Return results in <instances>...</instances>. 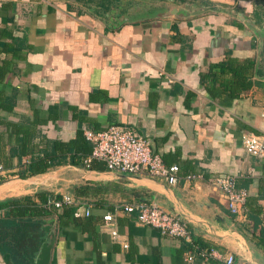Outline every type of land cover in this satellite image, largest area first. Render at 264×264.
Wrapping results in <instances>:
<instances>
[{
	"label": "crops",
	"instance_id": "0c3cea01",
	"mask_svg": "<svg viewBox=\"0 0 264 264\" xmlns=\"http://www.w3.org/2000/svg\"><path fill=\"white\" fill-rule=\"evenodd\" d=\"M228 56L254 61L250 87L232 92L239 80L219 66ZM0 92L15 102L0 110L8 155L17 135L3 119L33 125L35 143L112 123L132 127L180 166L176 185L65 162L23 178L13 157L0 172V201L71 192L91 205V215L58 218L57 226L44 219L57 229L50 264H222L187 260L210 249L264 264L246 215L232 214L211 182L234 174L239 188L258 195L264 181V156L243 145L247 132L264 135V0H0ZM138 201L181 213L191 240L125 212L115 240L103 215ZM0 264H9L1 252Z\"/></svg>",
	"mask_w": 264,
	"mask_h": 264
},
{
	"label": "built area",
	"instance_id": "2783aa9c",
	"mask_svg": "<svg viewBox=\"0 0 264 264\" xmlns=\"http://www.w3.org/2000/svg\"><path fill=\"white\" fill-rule=\"evenodd\" d=\"M86 138L93 144L92 152L85 157L84 164L90 168L95 160L102 161L109 171H117L130 176L148 175L162 178L170 185H176L180 180V166L176 163L168 164L160 153L154 152L151 140L138 134L127 125L112 124L102 130L85 129ZM243 145L250 155L264 156V135L253 131L243 135ZM5 171L0 165V172ZM203 177L202 174H188L187 179ZM212 184L225 195L228 210L234 215H245L249 191L237 186V177L234 174H218L211 180ZM53 209L55 215L65 206L75 207L77 217L91 215V205L80 197L69 192L61 198L49 196L46 203ZM4 210L0 209V216ZM134 213L137 220L145 225H151L161 230L164 235L191 240L187 221L179 212H169L162 207L146 201L123 202L115 205L114 210L103 215V225L109 229L116 240L120 236L117 228V216L122 213ZM128 247V243L123 244ZM196 255L204 261L217 258L222 264H251L250 261L238 262L234 253H221L216 249L187 252V260L194 262Z\"/></svg>",
	"mask_w": 264,
	"mask_h": 264
},
{
	"label": "trees",
	"instance_id": "16d2710c",
	"mask_svg": "<svg viewBox=\"0 0 264 264\" xmlns=\"http://www.w3.org/2000/svg\"><path fill=\"white\" fill-rule=\"evenodd\" d=\"M229 58L225 63L219 64L223 72L230 70L239 84L232 88V92L238 89H246L251 86L252 80L249 75V68L253 67L254 61L245 59ZM248 72V74H246ZM216 72H211L215 75ZM15 102L6 98L0 92V110L12 111ZM7 127H13L17 135V146L11 148L8 155L4 135L0 134V165L4 168H12L11 160L18 157L20 176L26 178L37 173H44L57 163H71L84 165V159L93 150V144L86 138L84 129L79 127L75 138L68 141L49 140L43 137L42 142L35 143L36 130L33 125L25 126L3 119ZM41 146V147H40ZM93 168L104 170L105 164L95 160L91 165ZM1 182V181H0ZM258 195H249L244 212L247 219V230L257 239V243L264 248V181L259 186ZM78 194H81L78 192ZM41 202L31 198H9L0 201V209L4 212L0 216V252L9 264H29L30 258L34 257L37 251L47 239V231L43 227L45 218L54 215L53 209L46 204L48 195H41ZM75 207L65 206L58 218L61 223H66V217L77 219L74 212ZM263 214V215H262Z\"/></svg>",
	"mask_w": 264,
	"mask_h": 264
},
{
	"label": "water",
	"instance_id": "95a60500",
	"mask_svg": "<svg viewBox=\"0 0 264 264\" xmlns=\"http://www.w3.org/2000/svg\"><path fill=\"white\" fill-rule=\"evenodd\" d=\"M45 220L55 221L57 226L58 223V216H52L48 217ZM46 231H50L51 229L53 230V234L51 235L50 239H46L40 249L37 251L36 255L34 257L30 258L29 264H50L51 258H52V252H53V247L56 242V234H57V229L56 227H50L49 225L43 226Z\"/></svg>",
	"mask_w": 264,
	"mask_h": 264
}]
</instances>
